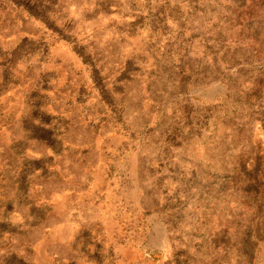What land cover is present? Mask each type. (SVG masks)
<instances>
[{
	"label": "rangeland",
	"instance_id": "rangeland-1",
	"mask_svg": "<svg viewBox=\"0 0 264 264\" xmlns=\"http://www.w3.org/2000/svg\"><path fill=\"white\" fill-rule=\"evenodd\" d=\"M0 264H264V0H0Z\"/></svg>",
	"mask_w": 264,
	"mask_h": 264
}]
</instances>
